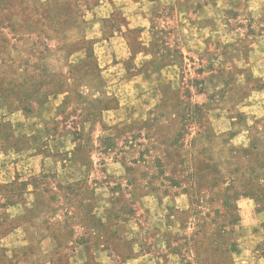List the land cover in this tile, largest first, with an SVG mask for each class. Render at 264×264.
Masks as SVG:
<instances>
[{
  "label": "rangeland",
  "instance_id": "obj_1",
  "mask_svg": "<svg viewBox=\"0 0 264 264\" xmlns=\"http://www.w3.org/2000/svg\"><path fill=\"white\" fill-rule=\"evenodd\" d=\"M82 262L264 264V0H0V264Z\"/></svg>",
  "mask_w": 264,
  "mask_h": 264
},
{
  "label": "crops",
  "instance_id": "obj_2",
  "mask_svg": "<svg viewBox=\"0 0 264 264\" xmlns=\"http://www.w3.org/2000/svg\"><path fill=\"white\" fill-rule=\"evenodd\" d=\"M100 48L105 51L106 45H102L99 44ZM155 76H161L159 73L155 74ZM157 77V78H158ZM131 82V81H129ZM124 114H125V107H117V108H113V107H104L101 110V120H100V126L104 127V126H111L114 124H120V122H123L124 120ZM41 118V117H40ZM44 116L39 119V123H44ZM70 118V117H69ZM68 118V119H69ZM29 121V120H28ZM70 122V121H69ZM30 137V135H29ZM52 139L54 140V138L52 137ZM54 144H57L58 146L62 147L63 152H71L75 150V147L77 146V142L76 139L74 138V136L72 135V133H64L62 135H58L55 140H54ZM80 264V263H77ZM81 264H89V263H84L82 262ZM90 264H114V263H106V262H98V263H90Z\"/></svg>",
  "mask_w": 264,
  "mask_h": 264
}]
</instances>
